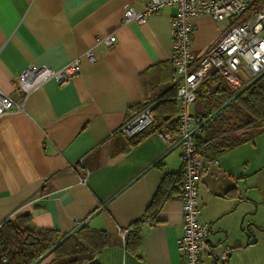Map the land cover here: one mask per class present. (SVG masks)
Wrapping results in <instances>:
<instances>
[{
    "label": "crops",
    "instance_id": "crops-1",
    "mask_svg": "<svg viewBox=\"0 0 264 264\" xmlns=\"http://www.w3.org/2000/svg\"><path fill=\"white\" fill-rule=\"evenodd\" d=\"M146 2L0 0V91L5 95L20 101L15 80L29 65L58 70L80 60V73L68 84L50 80L23 99L22 110L0 118V223L28 215L31 229L67 234L83 222L108 237L99 264H184L177 248L181 146L170 151L177 142L156 133L132 147L115 132L142 107L176 96L170 22L177 9L164 7L143 23L124 22L127 8L137 13ZM191 22L194 56L226 29L209 17ZM110 35L115 38L110 46L99 41ZM89 50L93 62L84 58ZM241 118L230 111L223 124L212 122L201 133L207 142L201 147V140L199 152L214 159L206 162L198 184L199 221L209 227L210 242L203 264H213L214 256L216 264H264V245L255 246L259 239L264 242V231L253 230L256 243L245 246L238 229L240 221L244 227L253 220L252 189L264 195V124L243 127ZM169 175L179 181H172L168 199L150 217L146 209ZM257 224L264 229L263 219ZM134 225L139 244L132 255L116 228ZM225 246L230 252L221 261Z\"/></svg>",
    "mask_w": 264,
    "mask_h": 264
},
{
    "label": "built area",
    "instance_id": "built-area-1",
    "mask_svg": "<svg viewBox=\"0 0 264 264\" xmlns=\"http://www.w3.org/2000/svg\"><path fill=\"white\" fill-rule=\"evenodd\" d=\"M173 5L177 10L170 22L173 48L171 62L176 77L175 100L178 103L179 122L175 142H181L182 173L179 197L182 236L177 241V248L183 255L184 264H203L204 258L210 254V247L206 242L209 227L199 221L201 210L198 205V184L206 170V161L199 154L194 140L198 134L194 130L201 120L188 112V106L196 102V90L209 81L213 74L237 90L264 71V0H147L140 12L127 8L124 22L134 20L143 23L148 15ZM202 16L209 17L215 23L229 20L230 24L194 56L191 51L194 34L191 20ZM99 41L108 47L115 38L110 35ZM84 58L89 62L94 61L91 50L84 54ZM241 71L246 73L243 75L246 77L244 80L235 76L236 72ZM79 73V59L58 70L35 65L25 67L15 80L20 101H14L0 91V118L7 113L22 110L23 99L46 82L54 80L59 85H65ZM153 107L154 105L142 107L115 131L116 134L132 138L146 130L154 121ZM158 134L168 142L167 134ZM8 220L10 219L1 222L0 227ZM131 231L130 227L116 228L122 242ZM229 252V246L223 247L219 259L226 261Z\"/></svg>",
    "mask_w": 264,
    "mask_h": 264
},
{
    "label": "trees",
    "instance_id": "trees-1",
    "mask_svg": "<svg viewBox=\"0 0 264 264\" xmlns=\"http://www.w3.org/2000/svg\"><path fill=\"white\" fill-rule=\"evenodd\" d=\"M241 88L234 90L218 75L213 74L209 81L204 82L196 90L198 106L196 116L200 118V123ZM177 111L178 103L175 99L162 100L152 109L153 123L139 135L126 139H129L131 146L134 147L150 135L163 132L169 139L175 141L179 125ZM230 111L234 112V117L236 114L241 115V119H244L243 127L264 124V75L199 130L194 138L198 151L201 150V140V147L207 142L203 141L201 136L203 129L212 122L220 121L223 124L226 114ZM228 127L230 128L229 123ZM199 154L203 156L201 152ZM205 160L214 161L206 158ZM172 181L174 183L179 181V176L169 175L161 181L146 209L148 216L155 217L158 214L162 204L169 197ZM29 225L28 215L14 216L12 220L1 225L0 264H32L66 235L54 230L31 229ZM132 227V231L125 237L124 246L125 250L133 255L136 254L139 238L136 235L137 225ZM107 242L108 237L104 232L92 231L85 225L59 245L41 264H85L98 254Z\"/></svg>",
    "mask_w": 264,
    "mask_h": 264
},
{
    "label": "water",
    "instance_id": "water-1",
    "mask_svg": "<svg viewBox=\"0 0 264 264\" xmlns=\"http://www.w3.org/2000/svg\"><path fill=\"white\" fill-rule=\"evenodd\" d=\"M264 75V71L259 74L256 78H254L253 80H251L249 83H247L245 86H243L237 93H235L230 99H228L223 105H221L219 108H217L213 113H211L205 120H203L194 130L195 131H199L206 123H208L211 119H213V117H215L220 111H222L225 107H227L230 103H232L239 95H241L244 91H246L252 84H254L258 79H260L262 76ZM181 142L177 143L176 146H174L173 148L170 149V151L174 150L178 145H180ZM161 160V158H159L153 165L157 164L159 161ZM137 179V178H135ZM134 181V180H133ZM120 193V192H119ZM112 199V198H111ZM108 200L107 202H105L99 209H97L90 217L89 220H91L93 217L97 216L105 207L106 205H108V203L111 201ZM84 226V223L82 222L81 224H79L78 226H76L73 230H71L69 233H67L59 242H57L52 248H50L44 255H42L39 259H37L35 262H33L32 264H41L44 259H46L59 245H61L66 239H68L70 236L76 234L82 227ZM239 231L243 232L245 237H246V242H245V246H249L251 244H255L256 243V236L253 232V230L256 231H264V229L259 228L258 224L256 221L252 220L250 222H248L244 227H242V223L240 221L239 226H238ZM220 232L224 235L226 233L225 230H220ZM252 240V241H250ZM225 241V238L223 240H221L220 242H218V244L213 245L212 249L216 250L218 249L220 246L223 245ZM206 242L209 244V239H206ZM217 257L214 256V262L213 264L217 263ZM85 264H99V258H98V254H95L93 256V258L89 261H87Z\"/></svg>",
    "mask_w": 264,
    "mask_h": 264
},
{
    "label": "rangeland",
    "instance_id": "rangeland-1",
    "mask_svg": "<svg viewBox=\"0 0 264 264\" xmlns=\"http://www.w3.org/2000/svg\"><path fill=\"white\" fill-rule=\"evenodd\" d=\"M229 24H230V21L226 20V21L220 22V27L225 29L227 26H229ZM243 75H246V73H244L242 71L235 73L236 78H238L240 80H244L246 78V77H243ZM194 107L196 109H194ZM197 108H198V106H197V103L195 102L194 104H191L188 106V112L190 114L194 115L197 112ZM252 183H257V182L252 181ZM251 198L253 200L252 219L256 222H257V219H260V218L264 220V207L259 209L260 204H262V199L264 198V195L261 196V191L260 192L256 191V189L254 188V189H252V197ZM256 205L258 206V210H257ZM263 245H264V242L261 239H259L255 246H258V248H262ZM263 261H264V258H263Z\"/></svg>",
    "mask_w": 264,
    "mask_h": 264
}]
</instances>
